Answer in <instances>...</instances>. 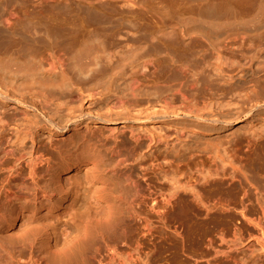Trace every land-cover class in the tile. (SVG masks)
I'll return each instance as SVG.
<instances>
[{
	"label": "bare ground",
	"instance_id": "obj_1",
	"mask_svg": "<svg viewBox=\"0 0 264 264\" xmlns=\"http://www.w3.org/2000/svg\"><path fill=\"white\" fill-rule=\"evenodd\" d=\"M144 1L154 8L144 9ZM262 6L264 0H0V257L4 225L18 219V242L30 248L31 264H38L35 248L44 264H136L131 250L105 238L131 227L144 235L154 218L166 224L168 211L224 212L232 208L226 199L200 187L228 180L240 187V214L244 200L255 201L264 217V174L241 163L232 147L237 140L199 150L131 127L155 120L210 133L264 116V16H255ZM227 31L240 39L215 46L214 35ZM247 33L255 38L247 42ZM196 37L209 41L211 62L183 50ZM89 45L96 48L91 65L69 60L73 49L77 55ZM126 53L139 58L128 63ZM118 57L122 68L113 67ZM85 96H98L92 108H83ZM118 122L128 134L120 129L108 145L101 129L91 128L102 124L111 132L109 124ZM239 139L249 164L264 165V150H256L264 133ZM82 167L85 181L76 174ZM76 201L92 210L73 214L64 237L33 222L38 211L70 215ZM215 234L218 242L209 235L203 246L213 253L208 264L264 259V230L250 244Z\"/></svg>",
	"mask_w": 264,
	"mask_h": 264
},
{
	"label": "rangeland",
	"instance_id": "obj_2",
	"mask_svg": "<svg viewBox=\"0 0 264 264\" xmlns=\"http://www.w3.org/2000/svg\"><path fill=\"white\" fill-rule=\"evenodd\" d=\"M144 9H152L154 8V4L150 1L143 2ZM263 5V4H262ZM261 8L262 12L255 11V16H264V6ZM182 10L181 8H179ZM261 14V15H260ZM254 13L252 17H255ZM167 17V16H166ZM259 17V18H260ZM262 18V17H261ZM264 18V17H263ZM247 19V17H245ZM166 21V20H165ZM168 21V20H167ZM171 23L175 22L173 20H170ZM169 22L170 25H173ZM168 23V22H167ZM230 33V34H229ZM240 36V35H239ZM238 35L233 34L232 32H225L214 35L213 40L215 41V46L222 47L223 44L229 42V41H235L236 39H240ZM243 39H245L247 42L251 41L255 38L254 35L246 34L242 35ZM23 47V46H21ZM211 45L208 40L202 38V37H196L194 40H191V42L185 44L182 48L185 52L189 53L190 50L196 49L200 54H203V56H206L208 61H212V57L209 54V49ZM36 47H31V49L35 51ZM96 48H94L93 45H89V47H85L81 49V52L76 55V52L74 53L71 51V56L69 60L74 59L76 62L83 66L88 67L92 64V60L95 54ZM75 55V56H74ZM130 53H126L125 56L127 58L128 63L133 60V58L129 57ZM183 55V58L187 59L188 61L191 60V62L194 61L193 57ZM73 56V57H72ZM122 58V56H120ZM120 57L116 58L115 63H113V67H120L121 62ZM137 57V55L135 56ZM139 58V57H137ZM135 58L134 60H137ZM133 60V61H134ZM182 59L175 61L170 64V66H176L179 65ZM184 60V59H183ZM182 60V61H183ZM166 63H170L167 61ZM165 63V64H166ZM206 66V64H205ZM122 68V67H120ZM194 71L193 69H191ZM72 73V72H71ZM98 98V96H97ZM95 96H85L84 99L81 101L83 108H92L94 100L97 99ZM10 106V105H9ZM99 124V123H97ZM143 126H142V125ZM145 124V126H144ZM134 123L131 127L134 129L135 132L141 133L144 132V130L156 132L160 136H164L163 133L167 134L169 141L177 142V147L184 146V147H194L199 150H206L212 148L215 144L223 143L224 146L226 143L231 139L233 143L236 141V145H233L236 155L240 158L242 157V164L244 163L246 167H248L249 171L254 173L255 175H263L264 174V165H259L257 163L249 164V158L245 154L247 150L246 142H242L239 137L241 135H245L246 133L249 134V132L254 133H264L262 132V129H264V116L259 115L255 119H249L243 117L239 121H236L232 125H230L229 128L219 131V132H210V133H200L198 131H193L192 129H183L179 125H168L167 123H162L159 121H148L147 123ZM113 128V130L110 132L109 128L106 126H103L102 124L99 126L92 125V129H101V132L99 130L100 136L103 138H108L107 145L110 143V136L112 134H119V130H123V135L126 136L128 134V125H125L123 123H111L109 124ZM143 128H142V127ZM155 127V128H154ZM145 128V129H144ZM138 130V131H137ZM142 130V131H141ZM180 130H184V135L179 132ZM182 136H180V135ZM239 136V137H238ZM238 138V139H237ZM171 139V140H170ZM239 140V141H238ZM180 142V143H179ZM241 142V143H238ZM179 143V145H178ZM212 145V146H210ZM229 145V144H228ZM227 146V145H226ZM162 148V147H161ZM208 149V150H209ZM256 150H264V139H262V142H260V145L256 147ZM150 152V150H148ZM147 153V151H145ZM204 158V157H203ZM131 160V159H130ZM84 166V165H83ZM117 166V167H116ZM115 171L120 172L122 166L116 165ZM133 171H138L137 166H133ZM117 169V170H116ZM124 171L125 168H122ZM85 167H82L77 170V177L78 179L86 180L88 174L85 175ZM127 171V170H126ZM125 171V172H126ZM130 171V170H129ZM127 171L126 173H129ZM86 178V179H85ZM88 181V180H87ZM92 186L96 185L94 181H91ZM98 186V185H96ZM200 190L206 194H212L215 199L217 200H224L229 203L230 209L226 211L221 210H215V211H208L207 213L205 211H190V212H182L181 214L179 212L174 211H168L164 218V223L160 225L155 218L153 219V225L150 228V231L145 233L144 235L140 233L138 229L127 228L124 229V232L121 234V239L118 237H114L110 233V237H106L105 240L109 241H119L118 244H121L125 249H129L133 252L136 264H208L207 260L212 263L213 262V253L209 252L207 253L206 250H204V247L206 245L207 236L215 238L216 239V232L219 230L223 231L225 234V240L230 241L232 239H243L245 242H248V244L253 243L255 241V237L260 235V232L264 230V217L261 211L259 210L258 204L255 201H246L244 200V203L247 204L245 210H244V216H242L238 209L240 206L237 203V200L240 198L239 192L240 187L238 184L235 183H229L226 181V183L222 184H209L205 187H200ZM234 198V200L232 199ZM237 199V200H235ZM85 200V199H84ZM84 202V203H83ZM83 202L76 201L71 205V212L70 215L66 212H62L58 215H56L54 212L53 214H45V217H41L43 211H38L35 213V216L32 217L33 222L40 223L43 221L42 224H50L51 227H53L54 231L57 235L64 237V235L68 234V231L70 230V220L71 216L73 214L77 215L78 212L82 213V211H88L92 210L90 209V205L87 204L88 201L86 200ZM80 203V204H79ZM74 212V213H73ZM193 212L192 214H190ZM72 213V214H71ZM77 213V214H76ZM179 213V214H178ZM187 214L182 217V215ZM128 215V216H127ZM126 217L132 218L133 215L127 214ZM180 215V216H179ZM70 216V217H69ZM252 219H260L258 221V224L251 221ZM20 225V221L17 219L16 223L13 225H4V256L0 257V264H31L30 260V248L28 246L22 245V243L18 242V236L21 232L20 228L18 226ZM263 227V229H261ZM208 229V230H206ZM211 229V230H210ZM211 231L212 234H209L206 231ZM215 232H214V231ZM204 232V234H203ZM214 233V234H213ZM208 234V235H207ZM117 235V234H115ZM214 235V236H213ZM208 237V238H209ZM263 241H264V235ZM121 240V242H120ZM250 240V241H249ZM203 243H200L202 242ZM198 243V244H197ZM101 253L104 254V251L101 250ZM138 256V257H137ZM137 258V259H136ZM33 259L38 260V264H44V260H41V255L38 252V250L35 248ZM104 263V262H102ZM47 264H63L60 260L54 259L52 261H48ZM70 264H97V262L94 259H79L76 261H73ZM232 264V263H230ZM260 264H264V259L260 261Z\"/></svg>",
	"mask_w": 264,
	"mask_h": 264
}]
</instances>
